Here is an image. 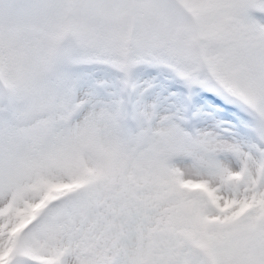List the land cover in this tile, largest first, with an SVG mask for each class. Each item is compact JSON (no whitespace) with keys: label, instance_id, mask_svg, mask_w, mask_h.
I'll use <instances>...</instances> for the list:
<instances>
[{"label":"snow or ice","instance_id":"6c2138e0","mask_svg":"<svg viewBox=\"0 0 264 264\" xmlns=\"http://www.w3.org/2000/svg\"><path fill=\"white\" fill-rule=\"evenodd\" d=\"M0 264H264V0H0Z\"/></svg>","mask_w":264,"mask_h":264}]
</instances>
